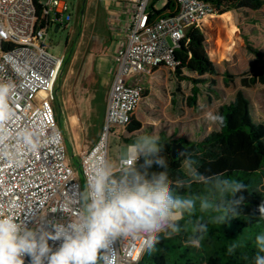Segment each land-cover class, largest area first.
<instances>
[{
	"label": "built area",
	"instance_id": "1",
	"mask_svg": "<svg viewBox=\"0 0 264 264\" xmlns=\"http://www.w3.org/2000/svg\"><path fill=\"white\" fill-rule=\"evenodd\" d=\"M122 1L130 6L125 42L113 56L115 72L100 134L80 157L84 187L90 168L101 157L108 158L113 129L130 124L144 79L159 67L177 66L174 51L186 30L214 14L203 0H165L173 11L160 16L150 9L151 0ZM68 13L62 0H0V83L13 85V115L0 124V214L28 227H47L49 220L66 223L76 215L83 191L78 173L68 163L53 107L63 58L52 55L45 44L48 29ZM25 131L33 134L35 148L23 142ZM141 244V238L118 239L113 264H137L144 252ZM29 259L25 257V264Z\"/></svg>",
	"mask_w": 264,
	"mask_h": 264
},
{
	"label": "clouds",
	"instance_id": "2",
	"mask_svg": "<svg viewBox=\"0 0 264 264\" xmlns=\"http://www.w3.org/2000/svg\"><path fill=\"white\" fill-rule=\"evenodd\" d=\"M13 85L0 83V124L12 115L9 98ZM205 119L223 127L225 117L218 111H205ZM33 134L22 133L23 142L35 148ZM164 146L158 135H138L115 161L101 157L90 168L86 184L79 193V209L66 223L47 221V227L0 214V264H113L114 243L120 238H141V250L153 252L163 238L171 239L186 230L181 221L197 211L209 213L191 224L187 246L200 247L208 224H225L239 216L245 197L235 198L247 185L224 173L205 175L197 161L185 152L181 167L184 176L172 178ZM142 158V163H139ZM153 165L162 171H152ZM201 184L200 195H180L175 189ZM264 217V203L259 207ZM43 219V218H41ZM59 242L57 247L49 243ZM254 264H264V234L255 238ZM236 245L228 248L232 254Z\"/></svg>",
	"mask_w": 264,
	"mask_h": 264
},
{
	"label": "trees",
	"instance_id": "3",
	"mask_svg": "<svg viewBox=\"0 0 264 264\" xmlns=\"http://www.w3.org/2000/svg\"><path fill=\"white\" fill-rule=\"evenodd\" d=\"M203 1L208 3L217 15L230 11L258 12L264 8V0ZM169 7L170 4L167 3L162 10L156 11L150 4L155 16H160ZM229 14L234 19L233 15ZM201 26L198 27L202 28ZM198 27L186 30L184 38L174 51L178 65L173 68L177 77L191 84L190 94L186 97L185 103L194 111L198 109L197 98L201 92L200 88H205L207 95L213 94L217 87L216 77L219 76L218 67L208 56L207 39ZM242 39L246 51L254 59L250 70L239 78L240 86L243 88H250L256 84L264 86V53L255 49L246 37ZM70 58L71 49L63 58L60 76ZM232 79L231 75L224 73V85L232 83ZM207 100L211 101L210 98ZM216 111L225 117L224 126L215 125L214 130L195 141L183 139L186 144L184 152L197 161L195 167L199 172L205 175L224 173L226 177L247 185L248 190L237 193L235 197L239 198L241 195L245 197V203L238 209L239 216L222 225L209 223L208 232L197 248L187 246L185 243L193 235L191 224L201 216L207 221L210 215L197 211L193 217H186L180 222L186 230L171 239H165L161 234L155 251H144L137 264H254L253 258L257 253L255 238L264 234V217H261L259 212L260 205L264 203V123H256L252 119L249 101L242 90H237L233 99L228 104L218 106ZM136 126L139 128L138 124ZM128 130H134L132 125ZM173 142L175 141L169 138L160 137V143L164 146L163 154L168 159L171 176L175 179L177 176H184L181 167L184 157L175 160L171 158L170 146ZM142 162L141 158L139 163ZM162 170L156 165L152 167V171ZM175 191L180 195H200L204 192V186L193 183L190 187ZM231 245H236V248L229 254L228 248Z\"/></svg>",
	"mask_w": 264,
	"mask_h": 264
},
{
	"label": "rangeland",
	"instance_id": "4",
	"mask_svg": "<svg viewBox=\"0 0 264 264\" xmlns=\"http://www.w3.org/2000/svg\"><path fill=\"white\" fill-rule=\"evenodd\" d=\"M46 1V0H42ZM67 3L69 13L58 20V31L55 33L56 27L52 26L48 29L45 36V44L47 50L55 57L64 55L65 47L70 49L74 42V56L70 61L64 74L58 78L54 89L53 107L56 112L57 122L61 126L64 137L70 141L73 138L72 129L68 124L67 115L76 113L79 116L80 128L84 130L80 134L77 129L75 133H79V138L84 141L94 140L99 133L98 122L103 109L101 99H97L90 103L91 100V82H77L78 72L77 63L81 59V55L86 49L91 51L93 43L88 38L85 24V10L87 3H97L98 0H86L83 8L82 16L81 1L82 0H62ZM153 9L162 10L165 0H151ZM231 13L234 19L229 14ZM208 23L200 28L204 33L208 42V56L210 60L218 67L219 76L216 77L217 87L213 94H206L205 88H200L201 92L197 98L196 111L189 108L185 99L190 94L191 84L184 81L177 94L176 108L178 133L171 135V140L181 141L182 139L196 140L206 133L214 130L216 127L205 119V111H216L218 106L228 104L234 97L237 90H242L245 97L249 101L250 113L252 119L256 123H264V86L256 84L250 88L240 86L239 78L247 73L252 65L253 56L246 51L245 43L242 37H246L248 42L257 50L264 53V8L258 12L249 10L235 13L233 11L222 15L213 14L207 18ZM204 24V23H203ZM227 73L233 77L232 83L224 85L223 75ZM185 75H189L184 73ZM169 75V74H168ZM165 75L168 80L165 81L168 90L171 91L172 77ZM76 86H78L76 88ZM88 89V90H87ZM167 92V93H168ZM160 100L164 104H160L161 111L170 113L168 110V100L162 97V93L156 90ZM166 93V94H167ZM208 98L211 99L208 102ZM69 100V101H68ZM68 101V102H67ZM70 104V106H69ZM77 135V134H76ZM66 145V144H65ZM68 160L70 165L75 164L74 158L71 157L70 147L66 145ZM113 158H117L116 148L112 147Z\"/></svg>",
	"mask_w": 264,
	"mask_h": 264
},
{
	"label": "crops",
	"instance_id": "5",
	"mask_svg": "<svg viewBox=\"0 0 264 264\" xmlns=\"http://www.w3.org/2000/svg\"><path fill=\"white\" fill-rule=\"evenodd\" d=\"M150 4L153 8V3ZM129 9L130 6L122 0H98L97 3L86 4L84 27L86 28V32H88L89 40L93 43V48L91 51H88V48L86 47L81 55L80 61L77 63V82L79 84H82V82L85 81L89 83L91 82V87L88 88L91 90L90 103H93L98 97V99L100 98L102 101L103 109L98 122L99 133L94 140L89 141L81 140L78 136L79 133H75L77 129H80V134L84 130L83 127L80 128L79 116L76 113H70L67 115L66 119L72 129L73 138L70 141L65 137V144H68L70 147L71 157L75 160V164L71 166L76 172L77 166H79L80 163L81 155L96 143L104 122L107 96L115 72L113 56L116 50L125 42L124 27L129 18ZM170 11H173L172 5H170V7L161 15H167ZM206 23H208V19L201 27H204ZM75 43L76 42H74L73 46L70 48V61L74 56ZM68 50L65 47L62 58H64ZM69 63L66 65L65 70ZM63 74L64 72L61 76ZM165 75L172 77V81L170 80L172 87L171 91H167L168 93L165 92L168 90L165 81H167L169 77L167 78ZM61 76L59 73V78ZM183 82V80L175 75L173 69L164 67L155 69L144 79L142 98L137 110L131 118L130 124L124 128H114L110 135L108 150L109 159L113 161L117 160L126 146L132 143L138 135H158L162 138L171 139V135H176L178 133L179 129L177 122L179 119L176 116V100L177 94L180 90L179 86H181ZM77 87L78 86H76V88ZM156 90H158L159 93H162V97L168 100V110L170 113L161 111L160 104L164 103L158 97ZM136 124L139 125V128ZM131 125L134 130L129 131L128 127ZM112 147L116 148L117 158H113Z\"/></svg>",
	"mask_w": 264,
	"mask_h": 264
},
{
	"label": "water",
	"instance_id": "6",
	"mask_svg": "<svg viewBox=\"0 0 264 264\" xmlns=\"http://www.w3.org/2000/svg\"><path fill=\"white\" fill-rule=\"evenodd\" d=\"M85 2H86V0H82V2H81V8H82L81 11H80L81 16H82V13H83V8L85 6ZM57 31H58V27L56 26L55 29H54V32L56 33ZM57 81H58V79H57ZM56 120H57V117H56ZM58 125L60 127V124L59 123H58ZM63 138H64V142H65V137L63 136ZM185 146H186V144L182 140L181 141H177V142H173L171 144V146H170V156H171V158L173 160L180 158L181 157L180 153L181 152H184ZM76 170H77V173H78V176H79L81 185H82V189H84V183H83V179H82L80 167L77 166V169Z\"/></svg>",
	"mask_w": 264,
	"mask_h": 264
},
{
	"label": "bare ground",
	"instance_id": "7",
	"mask_svg": "<svg viewBox=\"0 0 264 264\" xmlns=\"http://www.w3.org/2000/svg\"><path fill=\"white\" fill-rule=\"evenodd\" d=\"M206 20H207V18H206V19H203V20H201V21H199L197 25H198V26H201Z\"/></svg>",
	"mask_w": 264,
	"mask_h": 264
},
{
	"label": "flooded vegetation",
	"instance_id": "8",
	"mask_svg": "<svg viewBox=\"0 0 264 264\" xmlns=\"http://www.w3.org/2000/svg\"><path fill=\"white\" fill-rule=\"evenodd\" d=\"M82 2V1H81Z\"/></svg>",
	"mask_w": 264,
	"mask_h": 264
}]
</instances>
